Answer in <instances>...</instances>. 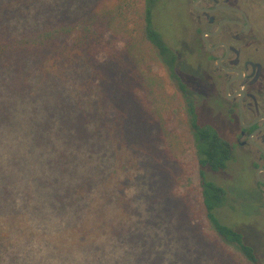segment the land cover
<instances>
[{
  "label": "trees",
  "instance_id": "16d2710c",
  "mask_svg": "<svg viewBox=\"0 0 264 264\" xmlns=\"http://www.w3.org/2000/svg\"><path fill=\"white\" fill-rule=\"evenodd\" d=\"M162 1L0 0V140L29 132L32 162L61 180L35 182L56 195L47 197L60 218L38 236L55 243L67 230L61 249L28 240L27 254L52 264H124L131 256L154 264L165 253L167 264H259L243 234L215 214L226 191L206 171L225 170L234 147L200 121L188 97L190 78L153 21ZM180 115L188 131L178 128ZM191 145L200 187L193 203L175 192ZM130 186L137 191L128 197ZM88 209L99 213L95 228L78 222ZM1 228L0 264H19L27 254L11 251L19 239ZM116 246L122 252L112 259Z\"/></svg>",
  "mask_w": 264,
  "mask_h": 264
},
{
  "label": "rangeland",
  "instance_id": "374dc122",
  "mask_svg": "<svg viewBox=\"0 0 264 264\" xmlns=\"http://www.w3.org/2000/svg\"><path fill=\"white\" fill-rule=\"evenodd\" d=\"M180 1L163 0L162 3L167 6L158 7L155 10L153 21L167 38L168 45L179 54L180 62L183 60L187 62V58L191 56V52L188 53L183 45L188 40L185 29L188 28V21L185 17L182 3L179 5ZM190 60H192L191 57ZM160 72L165 74V68L162 67ZM184 75L186 77L190 75L191 77H189L188 97L195 102L200 121L212 125L222 137L233 140L235 138L233 135L238 131V126L234 121L229 120L225 107H223V102L217 99L215 91L203 85L205 83L203 74L200 72L194 73V75L198 76L196 78L198 79L197 81L193 76V71L185 69ZM170 89L174 91L177 87L172 84ZM178 119V128L188 131L185 116L180 115ZM23 129L24 127L21 128L22 131ZM6 136H10V132ZM28 138L29 132L24 130L16 134L12 139L7 137V139L0 140V227L19 239L18 245L12 248L11 251H15L17 254L21 251L23 256L27 254L23 250V247L28 240H32L35 244H41L46 252L54 248L61 249L64 246L61 244L63 240L60 243L59 241L63 239L64 233L67 232V230L59 231L60 234H56L57 236L53 238V242L55 243L47 242L49 239H40L38 236V233L41 234L43 229H45L44 233L46 232V228L48 230L51 229L49 219L55 218L59 221L60 218L58 219L57 208H55L54 204L50 207V201L47 197L48 194L50 196L54 194L50 193V189L46 190L44 185L37 186L42 180L36 184L35 182L39 178L51 180L56 175L51 173L50 169L52 167L47 163L42 161L32 162V156L30 155L32 149L29 147ZM182 160L188 170V176L184 184L176 188L175 192L180 197L185 196L193 203L194 198L199 195L200 187L197 159L192 145L182 157ZM247 163L244 153L236 149L225 170L215 173L206 171V176L217 185L224 187L226 191V200L223 206L215 211L218 220L241 232L247 243L253 246L259 259V264H264V200L256 196V191L252 185V172L249 170ZM131 169L128 168V171ZM56 182L60 183L61 180L56 177ZM34 187H37V193H33ZM55 190L59 191L57 186ZM136 191L134 186H130L126 188L125 194L130 197ZM50 199L52 200L51 197ZM141 202L139 201V203ZM57 205L59 204L57 203ZM52 213L55 214L53 215ZM61 218L65 220L64 216ZM95 221H99L97 210L88 209L85 213L79 215L78 222L80 224L85 225L88 223L90 227L95 228ZM64 222L66 223V221ZM79 223L78 225H80ZM59 226L60 224L56 225V229ZM26 227H29L30 232H26ZM204 230L207 233H212L213 231L208 225ZM157 234L162 236L164 233L157 231ZM119 246L114 248L112 259L118 258L119 254H121L122 251ZM156 246L157 251L161 250V245L157 243ZM228 249L238 257L239 261L244 260L241 252L234 245L229 244ZM8 250L10 251V247H8ZM17 254H13V256ZM158 256L160 260H157L154 264H167L166 258L171 259V255L169 256L166 253L164 257L160 256V254ZM39 257L38 253L31 250L19 264H52L48 261V258ZM122 260L124 264H134L135 262L133 261V256ZM93 263L80 261L72 264ZM181 263L176 262V264ZM108 264H113L112 260Z\"/></svg>",
  "mask_w": 264,
  "mask_h": 264
},
{
  "label": "flooded vegetation",
  "instance_id": "af4514ba",
  "mask_svg": "<svg viewBox=\"0 0 264 264\" xmlns=\"http://www.w3.org/2000/svg\"><path fill=\"white\" fill-rule=\"evenodd\" d=\"M181 3L188 21L183 46L191 56L180 62L176 52L178 67L195 79L202 73L203 85L223 102L238 126L230 142L244 153L256 196L264 200V0Z\"/></svg>",
  "mask_w": 264,
  "mask_h": 264
}]
</instances>
